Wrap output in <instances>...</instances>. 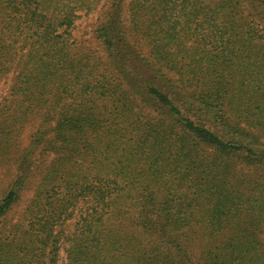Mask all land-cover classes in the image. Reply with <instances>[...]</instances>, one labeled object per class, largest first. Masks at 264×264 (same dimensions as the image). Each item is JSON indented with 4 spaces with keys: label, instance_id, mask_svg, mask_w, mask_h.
Segmentation results:
<instances>
[{
    "label": "trees",
    "instance_id": "16d2710c",
    "mask_svg": "<svg viewBox=\"0 0 264 264\" xmlns=\"http://www.w3.org/2000/svg\"><path fill=\"white\" fill-rule=\"evenodd\" d=\"M105 4L0 0V264H264V0Z\"/></svg>",
    "mask_w": 264,
    "mask_h": 264
},
{
    "label": "rangeland",
    "instance_id": "374dc122",
    "mask_svg": "<svg viewBox=\"0 0 264 264\" xmlns=\"http://www.w3.org/2000/svg\"><path fill=\"white\" fill-rule=\"evenodd\" d=\"M107 2H109V0H98V9H96V11L91 12L90 14L82 13L80 19H78V21L76 22L74 36L79 43H82L83 46L87 48H92V49L98 48L99 50V42L96 39V29L99 25V18L103 14L101 7ZM143 52L146 53L145 50H143ZM11 82H12V76L6 78L2 82L0 87L1 96L5 97L6 95H8ZM31 133H32V128H26L22 133V137L20 141L23 147H28ZM36 161L38 162V158ZM6 174H7V170L4 169V167L0 168V191L5 186L7 180ZM34 189H35L34 186L30 185L29 188H27V190L23 193L21 202L15 205L10 211V215H11L10 217L14 219V223L18 221L19 215L25 208L28 199H30L33 196ZM262 239H264V234L262 235ZM59 264H63V262L60 261Z\"/></svg>",
    "mask_w": 264,
    "mask_h": 264
}]
</instances>
